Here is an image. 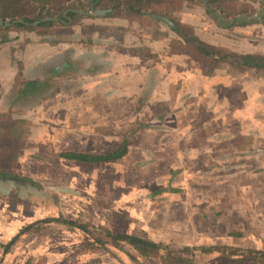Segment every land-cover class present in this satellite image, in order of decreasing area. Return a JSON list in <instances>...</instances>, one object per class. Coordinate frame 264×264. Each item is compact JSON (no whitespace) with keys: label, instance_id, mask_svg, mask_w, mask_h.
Returning a JSON list of instances; mask_svg holds the SVG:
<instances>
[{"label":"rangeland","instance_id":"obj_1","mask_svg":"<svg viewBox=\"0 0 264 264\" xmlns=\"http://www.w3.org/2000/svg\"><path fill=\"white\" fill-rule=\"evenodd\" d=\"M0 7L60 21L0 29V176H7L0 264H163L128 245L82 249L105 230L161 244L185 264H264L247 257L264 251V66L206 54L264 56V0H0ZM70 9L79 15L64 24ZM54 47L127 51L147 71L141 78L135 71L133 81L119 78V65L105 71L116 78L59 79L45 67L55 57L34 63ZM38 68L50 91L12 101ZM122 146V157L99 164L60 156Z\"/></svg>","mask_w":264,"mask_h":264},{"label":"trees","instance_id":"obj_2","mask_svg":"<svg viewBox=\"0 0 264 264\" xmlns=\"http://www.w3.org/2000/svg\"><path fill=\"white\" fill-rule=\"evenodd\" d=\"M95 1L96 0H89V3L94 5ZM91 11L93 12L94 10L91 9ZM77 15H79L77 10L70 9L68 10L67 14L64 15L62 21L64 24H66L71 21L72 17H75ZM55 22H60V21H55V19H53L52 17H47V18L38 17L35 19H30L27 17L20 18L16 14H12L9 10H6L4 13H2L0 7V29H8L11 27L20 28V29H31L35 26L37 27L50 26ZM206 54L214 57V59L216 60H220V61L223 60L230 62L231 64H239L245 67L258 68L264 66V56L257 57L253 55H244L237 58L236 57L231 58L225 55L219 57L211 53H206ZM71 63L77 66L79 62L76 63L73 60L71 61ZM53 64L54 65H52L50 67L51 69L49 70H51L54 74H56L59 70L60 71L65 70L66 67L72 68L71 73H74V69L79 70L78 67H73V65L68 64L67 61L65 62L63 61L61 63H53ZM55 77H58V75ZM50 89L51 86L48 80L33 81V82L29 81L25 84L22 83V85H18V88L15 91L16 93L15 101L16 102L21 101V99L24 97L28 99H30V97H33V99H37V100L41 99L45 96L46 93L50 91ZM125 153H126V147L122 146L116 152L110 153L108 155H98V154H88V153H63L60 156L64 159L76 161L82 164H99L102 162L117 160L120 157H122ZM49 220H47V222ZM61 221L64 224L70 223L72 225L78 226V224L74 222L66 221L63 219H61ZM80 227L81 229L82 228L85 229L84 226H80ZM29 228L30 226L24 227L20 231L19 236L26 233L29 230ZM19 236H16L9 244L5 245V249H4L5 253L9 251L10 246H12L15 243V241L19 238ZM107 245H112L115 248H120L122 247V245H128L134 251H136L138 256L145 258H162L163 264H185L187 261L179 258L177 255H174L171 251H168L166 248H164L163 245L157 244L149 239L137 235L127 234V233H116L107 230L98 231V236L94 240L90 239L89 237H86L84 239V242L82 243V249H86L92 252L99 249H103ZM220 248L223 249L224 247H219L217 249L219 250ZM252 255L254 256V259H257V257H261L262 259H264V251L259 252V251L249 250L247 257L251 258ZM97 262H98L97 260H93L90 263H86V264H98ZM241 262H244V259H242ZM25 264H30V263L26 262ZM188 264H190V262H188Z\"/></svg>","mask_w":264,"mask_h":264},{"label":"crops","instance_id":"obj_3","mask_svg":"<svg viewBox=\"0 0 264 264\" xmlns=\"http://www.w3.org/2000/svg\"><path fill=\"white\" fill-rule=\"evenodd\" d=\"M25 52L27 54H29V56H30L28 61L31 63L34 62L35 61L34 57H33L34 55H32V54H35V52H29V50H27ZM117 54H119V55H117ZM47 55H50V57H48V58H54L55 57V59L53 61H50L49 63H47L48 58H43V57H46ZM37 58H40V60L34 62L35 64H37L40 67H44V64L47 63L45 67H46V70L48 72L52 73L54 76L58 75L57 78H59V79L64 78L68 81L69 80L80 81L81 78H79V77L83 76L84 74H90V73H94V74H96L97 77H100L102 79L116 78V76H114V75L112 76V74H110L111 72L105 73V71L107 70V68H110V67L113 68L114 66H118V65L120 66L119 69H121V75L119 78L122 80H125V81H133L132 78H135L134 74L136 72H137L136 75H138V77L141 78V71L143 73L147 71V68L145 66H142L143 63H141V61L132 62L135 57L130 56L127 51H121V52L116 51L115 52L112 50V52H109L105 49L97 50V49H93L92 47L85 48L83 50L77 49L76 47H68V48L63 47L61 49L59 47L57 49L54 47V49L50 50L49 53H43V54H41V56H39ZM59 60H61V62L67 61V63L71 64V65H73L71 63V61H73V60L76 63L79 62L77 66L73 65V67H78L79 70L74 69V73L69 76V71H71L72 68L66 67L65 70H62V71L59 70L56 74H54L49 69H51L50 67L52 65H54L53 63L60 62ZM41 63H43V64L41 65ZM97 65H100V66H97ZM102 66L103 67L105 66V68L102 69ZM60 69H62V68H60ZM162 69H163V67L161 66V64L153 63V69H152L153 71H162ZM38 71H39L37 74L38 76L37 75H36L37 77L34 76L36 78L32 77V79L29 78L27 80H33V79H35L36 81L48 80L47 75H43L44 71L41 68H38ZM13 72L15 75L17 74V71L14 70ZM130 73H132V74H130ZM10 74H12V72H10ZM99 74H101V76ZM30 76H32V75H30ZM27 77H29V76H27ZM84 78L88 79L87 77H84ZM139 78H136V79L139 80ZM35 80H33V81H35ZM14 83L13 84L15 86L18 84L15 81H14ZM12 101H15V96L12 98ZM236 119H238V118H236ZM241 133H239V134H241Z\"/></svg>","mask_w":264,"mask_h":264},{"label":"water","instance_id":"obj_4","mask_svg":"<svg viewBox=\"0 0 264 264\" xmlns=\"http://www.w3.org/2000/svg\"><path fill=\"white\" fill-rule=\"evenodd\" d=\"M7 179V176L3 175V176H0V182L3 181V180H6ZM16 180H21L19 178H14ZM21 181H26V180H21Z\"/></svg>","mask_w":264,"mask_h":264},{"label":"flooded vegetation","instance_id":"obj_5","mask_svg":"<svg viewBox=\"0 0 264 264\" xmlns=\"http://www.w3.org/2000/svg\"><path fill=\"white\" fill-rule=\"evenodd\" d=\"M6 10H8V9H2V13H4ZM60 62H61V60H59ZM60 62H58V63H60Z\"/></svg>","mask_w":264,"mask_h":264}]
</instances>
